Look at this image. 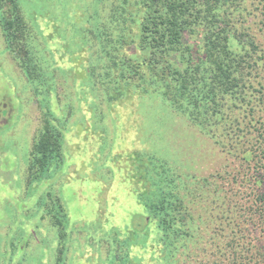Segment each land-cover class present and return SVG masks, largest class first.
Returning <instances> with one entry per match:
<instances>
[{
  "label": "trees",
  "instance_id": "1",
  "mask_svg": "<svg viewBox=\"0 0 264 264\" xmlns=\"http://www.w3.org/2000/svg\"><path fill=\"white\" fill-rule=\"evenodd\" d=\"M245 1L96 0L103 16L95 11L88 15L87 38H94L97 45L98 65L90 70V75H96L93 86L100 87L113 102L137 95L166 103L199 133L214 139L221 151L238 163L231 172L214 174L213 182L208 178L202 180L203 192L215 194L209 205L219 203L221 212L228 211L231 218L225 224L231 228L229 233L222 232L225 226L221 233L215 227L212 235L203 240L196 239L193 212L175 192L178 177L173 170L153 155L129 153L134 159L135 177L144 188L130 198L127 196L126 202L133 210L126 204L123 207L122 213L130 215L122 227L126 234L121 237V231L115 228L107 236L115 247L108 250L105 264H183V258L187 264L260 261L264 247L245 243V236L250 229L264 232L263 197L256 196L246 208L239 207L238 202L229 205L224 197L232 189L225 192L222 187L226 178L233 184L244 171L253 174L264 167V110L259 119L251 116L246 124L244 117L235 115L240 102L249 103L248 96H259L258 102L264 109V72L263 78L259 72L264 55H260L263 51L257 38L248 33L245 17L250 9ZM257 26L264 33V18ZM0 30L12 59L35 85L40 67L29 43L32 31L20 0H0ZM42 82L43 79L35 85L39 92L37 86ZM42 117V128L26 156L22 179L25 191L43 188L65 163L66 122L61 123L51 114ZM220 193L222 200L218 198ZM71 195L77 207L73 212L60 196L51 192L36 198L42 218L47 217L55 229L58 261L66 258L73 226L85 213L83 202L72 191ZM85 205L91 207L89 203ZM203 213L205 218H213L210 211ZM248 246L256 249V256L248 258L241 250ZM228 247L230 253L226 252Z\"/></svg>",
  "mask_w": 264,
  "mask_h": 264
},
{
  "label": "rangeland",
  "instance_id": "2",
  "mask_svg": "<svg viewBox=\"0 0 264 264\" xmlns=\"http://www.w3.org/2000/svg\"><path fill=\"white\" fill-rule=\"evenodd\" d=\"M20 1L32 31L29 43L40 67L36 84L43 82L42 87L37 86L39 92L12 59L0 30V264H105L108 250L115 247L107 236L115 228L121 237L126 234L122 227L130 215L122 211L126 205L131 208L127 196L144 188L135 177L134 159L128 156L134 151L162 159L178 177L175 192L193 212L196 239H208L215 227L221 233L231 221L230 215L221 212L219 203L209 205L215 194L206 190L209 195H205L201 184L203 178L213 182L214 174L231 172L237 161L166 103L137 95L113 102L100 87L93 86L96 75H90V70L98 65L97 45L94 38H87L86 19L93 11L103 16L96 0ZM252 1H245L250 9L245 24L260 43L263 54H259L264 55V33L257 26L264 18V2ZM94 18L97 21L96 15ZM261 67L263 78L264 65ZM248 97L249 103L240 102L235 113L244 117V124L251 116L259 119L264 110L259 96ZM45 114L66 122L65 163L53 181L29 192L22 183L26 156ZM222 187L225 192L232 189L224 197L229 205L238 202L245 207L256 196L264 199V167L253 174L244 171L233 184L226 178ZM71 191L83 202L85 213L73 226L66 258L58 261L55 229L47 217L42 218L36 198L51 192L73 212L77 207ZM88 203L91 207L85 205ZM205 210L213 218H205ZM225 227L222 232L229 233L231 228ZM247 234L245 243L264 247L262 230L250 229ZM241 250L248 258L256 256V249L250 246ZM259 259L258 264H264V250Z\"/></svg>",
  "mask_w": 264,
  "mask_h": 264
}]
</instances>
